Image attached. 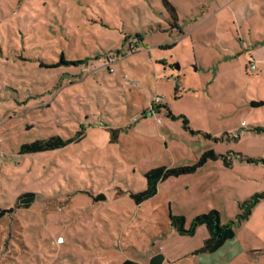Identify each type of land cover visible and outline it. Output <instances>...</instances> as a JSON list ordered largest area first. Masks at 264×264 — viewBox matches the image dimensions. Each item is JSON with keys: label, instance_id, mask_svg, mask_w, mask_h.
Segmentation results:
<instances>
[{"label": "rangeland", "instance_id": "1", "mask_svg": "<svg viewBox=\"0 0 264 264\" xmlns=\"http://www.w3.org/2000/svg\"><path fill=\"white\" fill-rule=\"evenodd\" d=\"M168 1L173 26L162 0H0V264H264V0ZM61 54L88 60L42 67ZM207 151L224 159L129 198ZM209 210L235 236L192 255L205 227L180 236L169 215Z\"/></svg>", "mask_w": 264, "mask_h": 264}, {"label": "trees", "instance_id": "2", "mask_svg": "<svg viewBox=\"0 0 264 264\" xmlns=\"http://www.w3.org/2000/svg\"><path fill=\"white\" fill-rule=\"evenodd\" d=\"M162 4L165 9L170 13V17L172 20V26L177 22V13L175 7H173L168 0H162ZM88 58H84L82 60H69L65 58L63 54H61L58 58V61L49 65H42V67L47 68H56L59 66H79L80 64L85 63ZM264 106V100H261L257 103H252V107ZM163 107V106H161ZM157 108H160L158 105ZM165 108V107H163ZM168 116L173 118L170 111H167ZM187 121L184 120L183 125L187 127ZM112 137L117 138L118 130L110 131ZM78 135H80L79 138ZM77 137L69 138L66 140H62L58 137H51L47 140H37L31 142L29 144H23L20 146L19 154H30L37 152H47L56 150L62 147H65L71 143L76 142L78 139L82 137V133L78 132L76 134ZM218 158L224 159L222 156L216 155L213 151H207L203 153L198 161L189 166L184 167H166L159 166L153 169L148 170L144 173L145 178V188L144 190L137 193H130L129 198L135 205H140L143 202L153 198L158 192V185L168 178H178L182 175H190L196 172L197 169L203 167L207 161H214ZM224 163V161H223ZM25 196H32L31 194H23L18 197V200ZM258 196L251 197L248 201L244 202L240 207L241 213L236 216L237 222H241L246 220L252 208L255 204L258 203ZM24 207H28V205H23ZM9 211L0 209V220L4 217L6 213ZM235 221H229L227 223H221L220 215L216 210H209L206 213L199 214L195 216L190 223L187 225V221L182 215H169V225L170 227L180 236H193L196 228L199 226H204L207 232V237L203 240V243L199 249L193 252L192 255H197L200 253H215L221 248L224 243L228 240H231L235 236ZM121 264H138L130 260H126Z\"/></svg>", "mask_w": 264, "mask_h": 264}, {"label": "water", "instance_id": "3", "mask_svg": "<svg viewBox=\"0 0 264 264\" xmlns=\"http://www.w3.org/2000/svg\"><path fill=\"white\" fill-rule=\"evenodd\" d=\"M34 197L33 196H25L18 200L19 205H29L33 202ZM164 260V257L160 254L154 255L150 261L149 264H162Z\"/></svg>", "mask_w": 264, "mask_h": 264}, {"label": "built area", "instance_id": "4", "mask_svg": "<svg viewBox=\"0 0 264 264\" xmlns=\"http://www.w3.org/2000/svg\"><path fill=\"white\" fill-rule=\"evenodd\" d=\"M255 65L251 66V69H254ZM159 101H161V99L159 97H155L154 103H159Z\"/></svg>", "mask_w": 264, "mask_h": 264}]
</instances>
